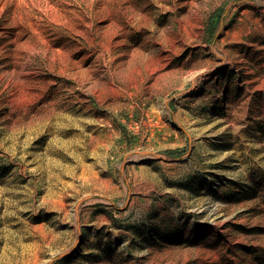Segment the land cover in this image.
Wrapping results in <instances>:
<instances>
[{
  "label": "rangeland",
  "instance_id": "obj_1",
  "mask_svg": "<svg viewBox=\"0 0 264 264\" xmlns=\"http://www.w3.org/2000/svg\"><path fill=\"white\" fill-rule=\"evenodd\" d=\"M192 2L0 0V264H264V0Z\"/></svg>",
  "mask_w": 264,
  "mask_h": 264
},
{
  "label": "trees",
  "instance_id": "obj_2",
  "mask_svg": "<svg viewBox=\"0 0 264 264\" xmlns=\"http://www.w3.org/2000/svg\"><path fill=\"white\" fill-rule=\"evenodd\" d=\"M219 16V12H216L213 16H212V18H211V20H210V22H209V27H213L214 26V22H216V18Z\"/></svg>",
  "mask_w": 264,
  "mask_h": 264
},
{
  "label": "bare ground",
  "instance_id": "obj_3",
  "mask_svg": "<svg viewBox=\"0 0 264 264\" xmlns=\"http://www.w3.org/2000/svg\"><path fill=\"white\" fill-rule=\"evenodd\" d=\"M192 5H194L195 3H194V0H193V2L191 3Z\"/></svg>",
  "mask_w": 264,
  "mask_h": 264
}]
</instances>
